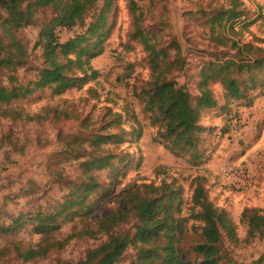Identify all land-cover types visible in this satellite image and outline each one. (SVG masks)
Wrapping results in <instances>:
<instances>
[{
  "label": "rangeland",
  "instance_id": "1",
  "mask_svg": "<svg viewBox=\"0 0 264 264\" xmlns=\"http://www.w3.org/2000/svg\"><path fill=\"white\" fill-rule=\"evenodd\" d=\"M133 1L141 15L142 31L158 49L168 50L172 59L170 46L178 43L185 66L172 78L186 86L193 99L199 95L203 67L211 74L226 59L240 57L231 44L222 46L209 40L207 20L227 7L228 0ZM239 1L245 14L242 21L248 26L234 40L240 46L252 43L260 47L263 51L257 54L264 56V0ZM128 4L129 0H97L87 16L86 24L104 19L99 31L104 34L103 40L92 51L101 53L90 61L96 74L92 80L83 84L77 81L61 95H53L49 88L38 89L3 107L16 111L17 118L14 114L5 118L0 113V227L11 229L0 231V264H70L83 260L87 252L106 240L86 234L95 221L122 208L127 192L143 184L158 186L163 181L173 182L182 197L179 218L185 231L175 245L181 257L196 264L193 248L202 238L200 223L190 217L189 209L194 185L200 182L209 203L225 213L239 240L232 243L223 233V263L253 264L263 257L264 264V234L245 242L247 227L241 221L245 210L264 214V86L252 88L249 73L238 74L236 78L248 86L245 97L226 104L221 85L211 83L217 109L200 115V156L191 160L188 155L170 154L158 143L157 128L147 119L138 97L150 72L148 54L133 38ZM34 15L29 26L12 31L18 45L11 47L9 54L20 64L12 72L0 68V87L10 86V76L26 86L37 80L43 68L39 36L54 15L50 8H38ZM2 20L0 39L4 40ZM86 29L57 28L54 34L57 42L64 44L85 34ZM85 38L81 48L95 42L88 34ZM74 76L81 78L82 74L76 72ZM263 77L264 71L255 74L253 80L258 82ZM245 98H253L251 104L246 105ZM225 104L228 115L219 111ZM36 115L37 119L28 118ZM99 135L117 136L119 140L112 139L101 151L90 148L93 137ZM81 150L87 152L85 156L110 158L108 168L90 173L94 182L82 175L80 164L87 157L75 159ZM63 151L70 154L68 158L56 156ZM93 183L95 189L87 198L76 194ZM38 215L44 223L59 226L51 241L64 242L69 236L72 239L62 249L54 246L44 258L23 262L14 247L24 249L41 242L42 236L33 230ZM121 232L132 237L133 226L126 225ZM138 257V250L130 246L118 264L133 263Z\"/></svg>",
  "mask_w": 264,
  "mask_h": 264
},
{
  "label": "trees",
  "instance_id": "2",
  "mask_svg": "<svg viewBox=\"0 0 264 264\" xmlns=\"http://www.w3.org/2000/svg\"><path fill=\"white\" fill-rule=\"evenodd\" d=\"M97 0H0V18L3 19L1 28L5 39H0V68L14 71L19 67L18 59L9 54L12 48L17 47V41L12 31H18L27 27L33 21L35 10L38 8H50L53 18L42 28L40 41L42 42L44 60L43 68L38 72V78L26 86H22L14 76L9 77L10 86L0 87V113L2 117L8 118L13 114L19 117L12 109H5L12 102L25 99L38 89L49 88L53 95H61L70 89L77 81L81 84L95 77L91 70L90 61L101 53V50L92 52L101 44L104 34H99L104 27V19L98 18L86 24L87 16L95 8ZM129 11L133 18V38L138 39L148 54L149 81L143 86L138 94L143 103L144 112L149 122L157 128L158 143L174 156L188 155L191 160L200 155L197 152L199 143L198 134L200 127L198 121L204 111H215L217 109L216 99L209 87L211 83H219L223 89L225 103L232 100L244 99L248 86L239 81L236 75L249 73L251 87L264 86V77L260 81L253 80L255 74L264 71V56L257 54L263 51L252 43L239 45L235 37L242 35L248 24L242 21L245 16L241 9L239 0H228L227 7L221 9L216 15L207 20L209 25V40L218 45L227 46L231 44L233 49L238 50L237 59H226L222 66H216L208 74L206 67L201 70V81L198 84L199 95L193 99L184 85H180L172 75L181 71L185 66L181 57V50L177 42L170 48L174 55L170 59L168 50L157 48L148 36L142 31L140 21L141 15L136 3L129 0ZM262 17V16H260ZM264 24V19H263ZM87 26L85 34L95 38L90 46L81 48L87 41L85 34H78L64 44H59L55 38L57 28L73 30ZM238 26L239 29H235ZM257 38H255L256 40ZM12 47V48H11ZM73 54V58L69 55ZM252 55V57H250ZM245 59V60H244ZM246 70V71H245ZM76 72L82 74L81 78L74 76ZM242 84L244 85L242 87ZM242 87V88H241ZM247 99L251 104L253 98ZM195 102V104H193ZM226 104L219 108L220 113L226 111ZM30 120L37 119V115L28 117ZM117 136H94L90 148L100 149L108 145ZM61 139V136H58ZM75 141H72L74 144ZM69 149V148H68ZM73 152V150L69 149ZM70 154L66 151L59 152L56 156L68 158ZM87 152L81 150L76 160L87 157L82 162V175L93 181L90 173L93 170L108 168V156H85ZM95 184L86 185L79 189L81 199L87 198L93 193ZM173 182H161L160 185H140L136 189L124 195V206L109 212L100 220L95 221L93 226L86 232L91 237H105L106 240L98 247L90 250L84 259L70 264H118L126 250L132 246L138 250V259L130 264H190L187 258L181 257V250L176 248L185 231L181 212L182 197L175 191ZM190 217L194 222L200 223L199 234L202 241L193 248L196 264H224L222 237L225 233L232 243L239 240L235 234L233 224L226 218L224 212H219L213 207L206 196L205 189L200 182L194 185L190 198ZM71 214V213H70ZM72 215V214H71ZM177 215V217H176ZM19 220V219H18ZM42 216H35L33 226L34 232L42 236L41 242L36 246L20 249L15 246L17 257L23 262H29L44 258L54 246L62 249L64 243L72 239L67 237L64 242L51 241L59 226L46 224ZM241 221L246 225L247 232L245 242L256 236L264 234V214L259 210H245L242 212ZM132 225L133 236H127L121 232L126 225ZM11 230L0 227L1 232ZM178 234V237L176 236ZM263 257L253 264H261ZM57 264H68L61 262Z\"/></svg>",
  "mask_w": 264,
  "mask_h": 264
}]
</instances>
